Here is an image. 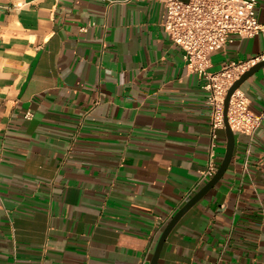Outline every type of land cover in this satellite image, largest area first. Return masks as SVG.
<instances>
[{"label": "crops", "instance_id": "crops-1", "mask_svg": "<svg viewBox=\"0 0 264 264\" xmlns=\"http://www.w3.org/2000/svg\"><path fill=\"white\" fill-rule=\"evenodd\" d=\"M186 1V0H183ZM264 24V0H257ZM157 0H0V264H150L225 129ZM264 51L231 35L211 72ZM241 89L264 112V68ZM157 264H264V120ZM247 166V168L245 167Z\"/></svg>", "mask_w": 264, "mask_h": 264}, {"label": "built area", "instance_id": "built-area-1", "mask_svg": "<svg viewBox=\"0 0 264 264\" xmlns=\"http://www.w3.org/2000/svg\"><path fill=\"white\" fill-rule=\"evenodd\" d=\"M167 9L164 29L170 39L185 52L188 69L205 79L212 108V130L225 129V100L234 83L251 67L264 61V51L244 61L230 62L219 71L211 72L210 54L224 47L231 35L251 38L264 36V24L257 18V0H157ZM228 123L234 132L255 135L264 120V112L255 113L246 93L237 89L230 100ZM215 143L209 163L200 174L206 183L218 170ZM247 168V166H245Z\"/></svg>", "mask_w": 264, "mask_h": 264}, {"label": "water", "instance_id": "water-1", "mask_svg": "<svg viewBox=\"0 0 264 264\" xmlns=\"http://www.w3.org/2000/svg\"><path fill=\"white\" fill-rule=\"evenodd\" d=\"M264 68V61L257 63L253 67H251L248 71H246L239 80H237L234 85L231 87V89L228 92V95L225 100V130L227 134V147H226V153L224 156V159L219 166L216 174L212 179H210L203 187L202 189L196 193L172 218V220L169 222V224L164 229L161 238L159 240V243L156 247L155 253L153 255V258L150 262V264H157L162 247L164 245V242L171 232L172 228L176 225V223L180 220V218L193 206L195 205L200 199H202L212 188L216 186V184L222 179V177L225 175L226 171L228 170L231 161L234 156V149H235V132L231 129L228 119H227V113L229 108V103L231 100V97L233 93L242 87L244 82L248 80L250 77H252L255 73L260 71Z\"/></svg>", "mask_w": 264, "mask_h": 264}]
</instances>
